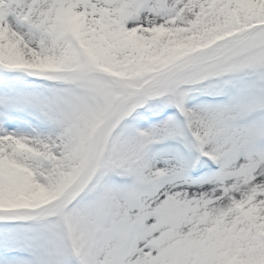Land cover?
I'll return each mask as SVG.
<instances>
[{
    "label": "snow or ice",
    "instance_id": "1",
    "mask_svg": "<svg viewBox=\"0 0 264 264\" xmlns=\"http://www.w3.org/2000/svg\"><path fill=\"white\" fill-rule=\"evenodd\" d=\"M0 264H264V0H0Z\"/></svg>",
    "mask_w": 264,
    "mask_h": 264
}]
</instances>
